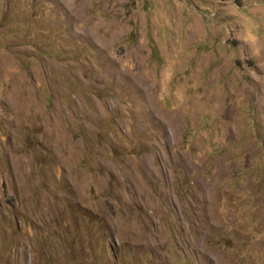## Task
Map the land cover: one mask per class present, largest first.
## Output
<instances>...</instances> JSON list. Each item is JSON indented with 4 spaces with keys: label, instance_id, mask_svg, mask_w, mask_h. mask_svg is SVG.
Wrapping results in <instances>:
<instances>
[{
    "label": "rangeland",
    "instance_id": "374dc122",
    "mask_svg": "<svg viewBox=\"0 0 264 264\" xmlns=\"http://www.w3.org/2000/svg\"><path fill=\"white\" fill-rule=\"evenodd\" d=\"M0 264H264V0H0Z\"/></svg>",
    "mask_w": 264,
    "mask_h": 264
},
{
    "label": "water",
    "instance_id": "95a60500",
    "mask_svg": "<svg viewBox=\"0 0 264 264\" xmlns=\"http://www.w3.org/2000/svg\"><path fill=\"white\" fill-rule=\"evenodd\" d=\"M220 1H225V0H220Z\"/></svg>",
    "mask_w": 264,
    "mask_h": 264
}]
</instances>
